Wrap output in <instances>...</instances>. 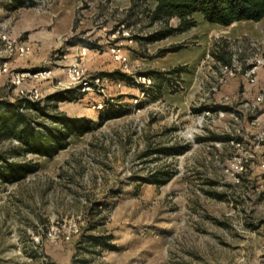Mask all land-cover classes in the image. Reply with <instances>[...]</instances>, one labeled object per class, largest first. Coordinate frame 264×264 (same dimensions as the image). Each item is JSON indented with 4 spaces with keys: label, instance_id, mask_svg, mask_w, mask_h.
<instances>
[{
    "label": "rangeland",
    "instance_id": "374dc122",
    "mask_svg": "<svg viewBox=\"0 0 264 264\" xmlns=\"http://www.w3.org/2000/svg\"><path fill=\"white\" fill-rule=\"evenodd\" d=\"M152 8L0 0L2 108L36 91L48 112L93 120L52 157L26 151L21 126L0 129V164H35L0 177V264H264V17L224 26L194 13L179 29ZM34 70L50 73L12 83ZM61 90L73 97L46 101ZM105 104L116 115L98 123ZM22 112L36 129L50 122Z\"/></svg>",
    "mask_w": 264,
    "mask_h": 264
},
{
    "label": "trees",
    "instance_id": "16d2710c",
    "mask_svg": "<svg viewBox=\"0 0 264 264\" xmlns=\"http://www.w3.org/2000/svg\"><path fill=\"white\" fill-rule=\"evenodd\" d=\"M135 2L153 3L151 19H168L177 17L178 28L194 25L190 16L199 13L202 18L210 23L219 25H230L236 21L249 20L258 21L264 17V0H134ZM164 32H159L154 37H163ZM118 73V72H117ZM124 75V74H121ZM72 92L68 90L57 91L46 96V101H62L68 97L72 98ZM55 105V104H53ZM99 112L100 122L115 116L111 107ZM48 104L39 107L37 101L19 99L17 102H9L8 109H3L0 102V129H15L21 126L20 137L26 151L34 152L46 157H52L58 150L64 148L70 134L81 135L88 131L93 120L87 117H74L62 111H47ZM39 109L42 116L50 122H38L41 129L33 126L32 120L27 112L22 109ZM181 149L180 151H182ZM35 164L30 160L13 161L4 158L0 164V177L7 181H18L26 172L34 169ZM167 178H160L158 174H151L146 182L164 183ZM99 243V240H95Z\"/></svg>",
    "mask_w": 264,
    "mask_h": 264
},
{
    "label": "built area",
    "instance_id": "2783aa9c",
    "mask_svg": "<svg viewBox=\"0 0 264 264\" xmlns=\"http://www.w3.org/2000/svg\"><path fill=\"white\" fill-rule=\"evenodd\" d=\"M30 49L27 45H21L17 47V54L20 56H23L27 53H29ZM86 51L87 48L85 46L80 48L79 51V55L81 58H83L86 55ZM112 53H115L114 56L116 59H124V57L120 54V49L119 47H112L111 48ZM8 71V66L6 64V62H3L2 64H0V76L3 75L5 72ZM84 72V68H82L81 66H72L68 69L67 71V76L71 81H75V80H80L82 77V74ZM50 70H34V71H26V72H21V73H15L12 76V83L14 85H19L22 81V79L25 76H33V77H40V78H45L49 75ZM96 83H98V78L94 79V82H88L87 80H84L82 82V90L85 89H89L91 86L95 85ZM34 97V98H33ZM38 97V93L36 91H34L30 98L31 100H34L35 98ZM98 107H101V104H97Z\"/></svg>",
    "mask_w": 264,
    "mask_h": 264
}]
</instances>
